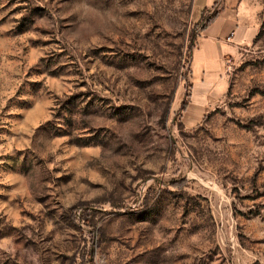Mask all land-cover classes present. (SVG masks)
Wrapping results in <instances>:
<instances>
[{
    "label": "rangeland",
    "instance_id": "obj_1",
    "mask_svg": "<svg viewBox=\"0 0 264 264\" xmlns=\"http://www.w3.org/2000/svg\"><path fill=\"white\" fill-rule=\"evenodd\" d=\"M247 1L258 32L190 124L193 0H0V264H264V0Z\"/></svg>",
    "mask_w": 264,
    "mask_h": 264
},
{
    "label": "crops",
    "instance_id": "obj_2",
    "mask_svg": "<svg viewBox=\"0 0 264 264\" xmlns=\"http://www.w3.org/2000/svg\"><path fill=\"white\" fill-rule=\"evenodd\" d=\"M192 6L201 24L189 51V84L182 105L183 119L190 124L206 113L226 88L225 58L240 45L252 42L259 26L257 10L247 0H193Z\"/></svg>",
    "mask_w": 264,
    "mask_h": 264
}]
</instances>
